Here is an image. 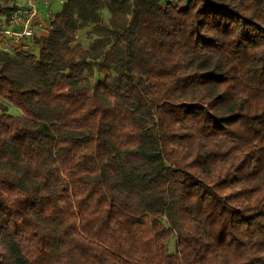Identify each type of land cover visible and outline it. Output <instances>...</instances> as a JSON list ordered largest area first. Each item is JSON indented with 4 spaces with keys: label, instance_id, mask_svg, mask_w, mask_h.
Instances as JSON below:
<instances>
[{
    "label": "trees",
    "instance_id": "trees-1",
    "mask_svg": "<svg viewBox=\"0 0 264 264\" xmlns=\"http://www.w3.org/2000/svg\"><path fill=\"white\" fill-rule=\"evenodd\" d=\"M55 15L0 50V264H264V0Z\"/></svg>",
    "mask_w": 264,
    "mask_h": 264
},
{
    "label": "built area",
    "instance_id": "built-area-1",
    "mask_svg": "<svg viewBox=\"0 0 264 264\" xmlns=\"http://www.w3.org/2000/svg\"><path fill=\"white\" fill-rule=\"evenodd\" d=\"M54 1L11 0V8L0 14V50L16 53L38 49L39 40L51 32L57 12Z\"/></svg>",
    "mask_w": 264,
    "mask_h": 264
},
{
    "label": "rangeland",
    "instance_id": "rangeland-1",
    "mask_svg": "<svg viewBox=\"0 0 264 264\" xmlns=\"http://www.w3.org/2000/svg\"><path fill=\"white\" fill-rule=\"evenodd\" d=\"M64 1V0H63ZM62 2L60 0H55L54 4H53V9L55 11H59L62 7ZM8 10L11 8V0H8ZM7 10V11H8ZM6 11V12H7ZM103 16H102V20L100 21L99 24L103 25L104 23H108L109 19L111 17V13L108 12L107 9L102 10ZM0 14H4V12H0ZM92 24H88V25H83V27L78 28V30L76 31V34L74 36L73 42L72 44H78L80 45L82 48H90L93 45L99 44V35L94 33V37H91V31H92ZM104 39V38H103ZM39 49V48H38ZM38 49L36 48L35 51H38ZM6 111L10 114H15L18 115L20 114V110L19 108H17L14 105H8Z\"/></svg>",
    "mask_w": 264,
    "mask_h": 264
}]
</instances>
